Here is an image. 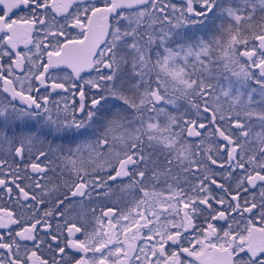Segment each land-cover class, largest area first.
Masks as SVG:
<instances>
[{
  "label": "snow or ice",
  "instance_id": "snow-or-ice-1",
  "mask_svg": "<svg viewBox=\"0 0 264 264\" xmlns=\"http://www.w3.org/2000/svg\"><path fill=\"white\" fill-rule=\"evenodd\" d=\"M0 82V264H264V0H0Z\"/></svg>",
  "mask_w": 264,
  "mask_h": 264
},
{
  "label": "flooded vegetation",
  "instance_id": "flooded-vegetation-1",
  "mask_svg": "<svg viewBox=\"0 0 264 264\" xmlns=\"http://www.w3.org/2000/svg\"><path fill=\"white\" fill-rule=\"evenodd\" d=\"M21 49L23 50V45H21ZM20 73L19 71H17L16 74ZM22 75V73H21ZM7 96V93H3L2 91V82H0V100H3L4 97ZM0 208L6 209L8 211H12L15 210L17 213H19V208L16 205V203L12 200H9L8 197H4L3 199H0ZM13 228H15L16 226L13 225Z\"/></svg>",
  "mask_w": 264,
  "mask_h": 264
},
{
  "label": "rangeland",
  "instance_id": "rangeland-1",
  "mask_svg": "<svg viewBox=\"0 0 264 264\" xmlns=\"http://www.w3.org/2000/svg\"><path fill=\"white\" fill-rule=\"evenodd\" d=\"M17 75H21V73H18Z\"/></svg>",
  "mask_w": 264,
  "mask_h": 264
}]
</instances>
